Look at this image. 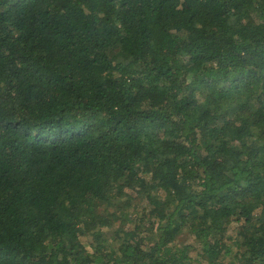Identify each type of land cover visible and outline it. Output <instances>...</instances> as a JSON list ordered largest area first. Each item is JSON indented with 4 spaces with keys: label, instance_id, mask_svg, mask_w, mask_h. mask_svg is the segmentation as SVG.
I'll return each instance as SVG.
<instances>
[{
    "label": "trees",
    "instance_id": "trees-1",
    "mask_svg": "<svg viewBox=\"0 0 264 264\" xmlns=\"http://www.w3.org/2000/svg\"><path fill=\"white\" fill-rule=\"evenodd\" d=\"M0 264H264V0H0Z\"/></svg>",
    "mask_w": 264,
    "mask_h": 264
},
{
    "label": "rangeland",
    "instance_id": "rangeland-1",
    "mask_svg": "<svg viewBox=\"0 0 264 264\" xmlns=\"http://www.w3.org/2000/svg\"><path fill=\"white\" fill-rule=\"evenodd\" d=\"M83 241H86V238H82Z\"/></svg>",
    "mask_w": 264,
    "mask_h": 264
}]
</instances>
